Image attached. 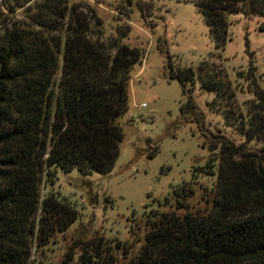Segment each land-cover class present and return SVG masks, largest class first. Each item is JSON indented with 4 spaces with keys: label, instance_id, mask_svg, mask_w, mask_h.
<instances>
[{
    "label": "trees",
    "instance_id": "1",
    "mask_svg": "<svg viewBox=\"0 0 264 264\" xmlns=\"http://www.w3.org/2000/svg\"><path fill=\"white\" fill-rule=\"evenodd\" d=\"M192 1L215 49L225 42L228 13L264 17V0ZM28 2L14 0L25 15L11 21L4 12L9 2L0 0V264H31L33 244L77 218L73 207L51 195L40 200V180L50 166L82 173L112 168L122 137L117 118L127 109L129 72L141 56L122 41L127 25L103 39L93 10L68 0ZM167 67L183 92L195 79L212 91L208 109L245 139L208 143L209 150L219 143L210 208L158 214L127 264H264V90L253 67L246 71L253 100L245 115L213 53L196 70L174 71L169 61ZM180 111L196 114L203 127L189 94ZM250 142L259 143L258 150H250ZM192 194L184 185L172 190L176 200Z\"/></svg>",
    "mask_w": 264,
    "mask_h": 264
},
{
    "label": "rangeland",
    "instance_id": "2",
    "mask_svg": "<svg viewBox=\"0 0 264 264\" xmlns=\"http://www.w3.org/2000/svg\"><path fill=\"white\" fill-rule=\"evenodd\" d=\"M7 19L21 20L23 7L5 0ZM39 0H29L32 6ZM82 10H93L101 21L103 39L128 26L123 43L140 52L126 84L127 109L117 118L122 132L118 156L105 173L64 172L50 166L39 184L40 200L51 195L76 210L77 218L63 231L31 247V264H127L140 250L152 221L162 212H205L211 206L221 137L234 144L244 141L238 131L225 125L207 103L212 91L198 80L186 82L185 92L172 69L191 67L213 53L225 69L235 93V104L245 115L253 100L246 71L253 67L264 90V17L227 14V33L221 49H215L208 26L192 0H68ZM263 28V29H261ZM169 56V59H168ZM190 95L203 115L181 112ZM206 130L210 135H206ZM259 143L250 142V150ZM153 155L149 156V153ZM213 155V157H212ZM216 159L215 161H212ZM212 161V165H211ZM212 170L213 174L208 173ZM189 187L192 195L172 190ZM179 204H183L180 206Z\"/></svg>",
    "mask_w": 264,
    "mask_h": 264
}]
</instances>
